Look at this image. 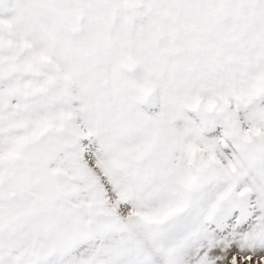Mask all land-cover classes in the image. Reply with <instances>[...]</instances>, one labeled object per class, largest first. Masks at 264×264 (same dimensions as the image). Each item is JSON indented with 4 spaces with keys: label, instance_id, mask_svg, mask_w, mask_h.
Wrapping results in <instances>:
<instances>
[{
    "label": "snow or ice",
    "instance_id": "1",
    "mask_svg": "<svg viewBox=\"0 0 264 264\" xmlns=\"http://www.w3.org/2000/svg\"><path fill=\"white\" fill-rule=\"evenodd\" d=\"M0 264H264V0H0Z\"/></svg>",
    "mask_w": 264,
    "mask_h": 264
}]
</instances>
